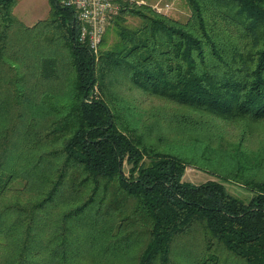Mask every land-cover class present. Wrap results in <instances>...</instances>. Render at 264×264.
Listing matches in <instances>:
<instances>
[{
    "label": "trees",
    "instance_id": "obj_1",
    "mask_svg": "<svg viewBox=\"0 0 264 264\" xmlns=\"http://www.w3.org/2000/svg\"><path fill=\"white\" fill-rule=\"evenodd\" d=\"M50 1L0 0V264H264V0L126 4L96 56Z\"/></svg>",
    "mask_w": 264,
    "mask_h": 264
},
{
    "label": "built area",
    "instance_id": "obj_2",
    "mask_svg": "<svg viewBox=\"0 0 264 264\" xmlns=\"http://www.w3.org/2000/svg\"><path fill=\"white\" fill-rule=\"evenodd\" d=\"M73 10L78 27L77 40L85 44L94 56L98 54L106 27L111 18L126 4L144 5L145 0H57ZM176 0H157L151 8L159 14H169Z\"/></svg>",
    "mask_w": 264,
    "mask_h": 264
},
{
    "label": "rangeland",
    "instance_id": "obj_3",
    "mask_svg": "<svg viewBox=\"0 0 264 264\" xmlns=\"http://www.w3.org/2000/svg\"><path fill=\"white\" fill-rule=\"evenodd\" d=\"M145 1L144 5L151 7L157 0ZM51 5L50 0H18L13 9V14L24 24L31 26L37 21L46 19L50 16ZM169 15H173L179 20L184 21L188 17V10L181 0H176ZM145 103L150 104L151 102L147 100ZM228 129L232 134L238 131V127L233 125H230ZM184 179L197 185L214 180V177L210 175V173L197 170L194 167H187ZM223 184L230 194L242 199H248L251 196L250 192L240 184L234 182H223Z\"/></svg>",
    "mask_w": 264,
    "mask_h": 264
}]
</instances>
